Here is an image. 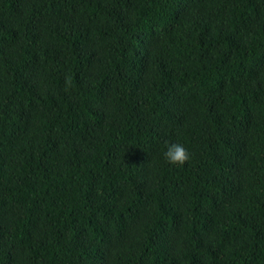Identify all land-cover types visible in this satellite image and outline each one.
I'll use <instances>...</instances> for the list:
<instances>
[{"label":"trees","instance_id":"1","mask_svg":"<svg viewBox=\"0 0 264 264\" xmlns=\"http://www.w3.org/2000/svg\"><path fill=\"white\" fill-rule=\"evenodd\" d=\"M0 264H264V0H0Z\"/></svg>","mask_w":264,"mask_h":264},{"label":"clouds","instance_id":"2","mask_svg":"<svg viewBox=\"0 0 264 264\" xmlns=\"http://www.w3.org/2000/svg\"><path fill=\"white\" fill-rule=\"evenodd\" d=\"M164 157L168 163L175 165L182 164L188 158V154L182 145L172 143L167 146Z\"/></svg>","mask_w":264,"mask_h":264}]
</instances>
